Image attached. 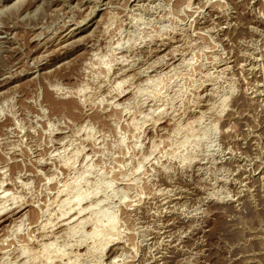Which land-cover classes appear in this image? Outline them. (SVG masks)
Masks as SVG:
<instances>
[{
    "label": "rangeland",
    "instance_id": "rangeland-1",
    "mask_svg": "<svg viewBox=\"0 0 264 264\" xmlns=\"http://www.w3.org/2000/svg\"><path fill=\"white\" fill-rule=\"evenodd\" d=\"M0 264H264V0H0Z\"/></svg>",
    "mask_w": 264,
    "mask_h": 264
}]
</instances>
